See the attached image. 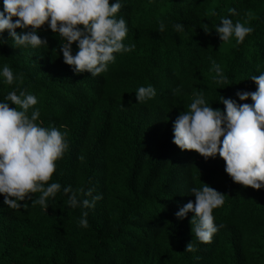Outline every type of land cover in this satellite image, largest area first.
Wrapping results in <instances>:
<instances>
[{"label":"trees","instance_id":"trees-1","mask_svg":"<svg viewBox=\"0 0 264 264\" xmlns=\"http://www.w3.org/2000/svg\"><path fill=\"white\" fill-rule=\"evenodd\" d=\"M122 2L124 43L136 47L114 54L116 61L95 78L63 63L58 37L46 24L38 34L48 46L40 49H18L3 34L0 66L11 67L19 86L36 95L42 126L66 133L69 147L55 162L52 181L103 198L87 209L89 227L82 228L81 209L69 207L66 195L57 193L45 212L31 201L9 209L0 195V264H264V190L234 183L218 155L206 160L180 150L171 130L194 92L203 90L211 107L223 109L220 96L256 90L249 78L264 71V0ZM229 8L236 11L233 22L253 29L239 45L214 31ZM176 22L183 32L173 30ZM209 58L230 85L213 82ZM148 84L157 95L136 103V89ZM13 87L0 83V99ZM203 183L225 194L213 210L221 227L206 244L191 231L192 213L179 222L174 216L178 205L194 201L190 189Z\"/></svg>","mask_w":264,"mask_h":264},{"label":"clouds","instance_id":"clouds-1","mask_svg":"<svg viewBox=\"0 0 264 264\" xmlns=\"http://www.w3.org/2000/svg\"><path fill=\"white\" fill-rule=\"evenodd\" d=\"M122 0H2L0 10V45L7 42L3 34L14 42L16 48L40 49L47 39L38 34L45 24L58 37L57 54L63 63L71 66L73 73H90L92 78L106 73L116 55L132 52L136 45L125 44L129 31L121 13ZM229 16H221L214 31L220 41L243 43L253 29L239 20L233 22L235 9L229 8ZM13 17L16 19L13 20ZM185 25L176 22L172 28L183 32ZM16 29H20L19 32ZM165 30L159 22L158 31ZM207 33L210 31L204 28ZM75 44V51L73 48ZM210 60L212 80L217 85H230L221 65ZM255 91L239 90L235 99L220 96L223 109L213 108L205 100L203 90L194 92L187 109L179 111L171 122L172 143L180 150H191L206 160L224 161V172L231 180L254 190H264V71L249 78ZM0 83L14 85L0 99V195L9 209L24 208L22 201H31L45 212L49 201L57 193L67 196L66 204L81 209L78 224L88 228V211L102 199V194L92 195L93 190H73L52 181L56 161L61 159L69 145L56 127H43L36 95L19 86V75L7 64L0 66ZM222 87V88H224ZM136 103L154 98L156 89L148 84L135 91ZM252 103H239L246 100ZM239 101V102H238ZM14 105V107H10ZM222 138V139H221ZM49 181H52L49 183ZM189 200L174 213L176 220L192 216L191 231L201 243H210L221 225L214 223L213 210L223 206L225 194L207 184L192 187ZM39 193L34 198L33 194ZM90 197V199H89ZM189 242L185 251H192Z\"/></svg>","mask_w":264,"mask_h":264}]
</instances>
